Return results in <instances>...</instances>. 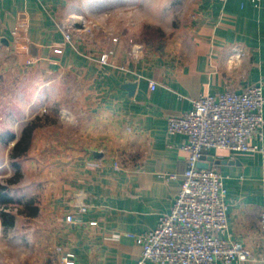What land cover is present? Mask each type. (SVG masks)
Returning <instances> with one entry per match:
<instances>
[{
  "label": "crops",
  "instance_id": "1",
  "mask_svg": "<svg viewBox=\"0 0 264 264\" xmlns=\"http://www.w3.org/2000/svg\"><path fill=\"white\" fill-rule=\"evenodd\" d=\"M76 3L84 0H0V56L9 55L0 70L35 75L34 104L41 92L50 100L51 91L76 104L56 112L63 124L76 122L71 129L45 126L46 148L57 152L40 200L50 239L44 264H65L67 255L74 264H136L143 249L136 236L172 210L188 166L187 139L168 134V117L190 112L202 95L264 83V0H174L181 15L169 40L137 53L101 34L88 37L89 30L67 43L62 25L77 20ZM109 50L108 64L101 63ZM41 132L34 134L40 145ZM249 144L256 150L213 149L207 158L224 178L228 236L255 253L246 264H264V139Z\"/></svg>",
  "mask_w": 264,
  "mask_h": 264
},
{
  "label": "built area",
  "instance_id": "2",
  "mask_svg": "<svg viewBox=\"0 0 264 264\" xmlns=\"http://www.w3.org/2000/svg\"><path fill=\"white\" fill-rule=\"evenodd\" d=\"M259 5L262 0H249ZM77 30L73 21L62 25L67 43L72 44ZM118 39H113L117 43ZM142 50L134 47L135 53ZM114 53L101 56L108 64ZM150 88L156 89L151 82ZM193 108L183 116L167 119L169 135L186 137L182 150L188 154L187 169L172 210L159 218L157 227L136 236L142 253L136 264H246L255 253L228 236V205L224 178L218 170L201 169L200 163L213 150L247 152L256 150L250 141L264 139V83L249 86L244 92L225 91L202 95L192 101ZM169 175L167 180L176 179ZM82 201V200H81ZM82 213L87 205H78ZM72 222V216L67 218ZM260 261L264 262V206L259 223ZM65 258V264H74Z\"/></svg>",
  "mask_w": 264,
  "mask_h": 264
},
{
  "label": "rangeland",
  "instance_id": "3",
  "mask_svg": "<svg viewBox=\"0 0 264 264\" xmlns=\"http://www.w3.org/2000/svg\"><path fill=\"white\" fill-rule=\"evenodd\" d=\"M180 9L174 6V0H84L82 5L77 6L76 3L71 8L73 16H77L76 21H71L83 25L74 34L89 30L88 37L94 33L101 34L107 42L113 43L116 38L117 43L125 42L132 48H148L161 46L169 40L172 28L179 23ZM8 57L0 56V60L7 62ZM22 74L0 70V185L6 187L3 193L13 200L7 206L0 203V264H44L49 256L50 239L45 217H30L20 213L22 206L19 201L35 199L40 208V200L47 187H51L47 171L55 168L52 161L57 150L46 148L45 132L48 128L45 126H55L61 131L76 125L75 121L71 120V125L67 119L63 124L57 118L56 112L68 103L66 98H61V91L58 93L59 99L51 91L48 101L41 92V101L34 104L39 88L36 84L38 78L29 75L28 71ZM79 89L75 84L74 93L80 92ZM73 104L68 103L65 111L74 110L76 104ZM43 115H47L41 122L43 132L36 134L42 137V144L41 141L35 142L34 135L27 154L16 161L12 160L10 151L20 137L22 127ZM11 135H15L14 141H9ZM15 164H18L22 175L15 184H10L8 180L14 179L17 172L13 166ZM3 212L14 218L13 227L5 225Z\"/></svg>",
  "mask_w": 264,
  "mask_h": 264
},
{
  "label": "trees",
  "instance_id": "4",
  "mask_svg": "<svg viewBox=\"0 0 264 264\" xmlns=\"http://www.w3.org/2000/svg\"><path fill=\"white\" fill-rule=\"evenodd\" d=\"M46 117V115H43L39 118H36L33 121H29L26 123L20 133V137L17 139L15 145L12 147L10 151V158L12 160H18L22 157H24L27 152L31 148V143L33 136L35 132L43 127L42 120ZM47 118V117H46ZM15 140V135H11L9 141H14ZM14 168L16 167L17 172L15 173L14 179L8 180V183L10 184H15L20 178H21V173H20V168H18V164L13 165ZM6 190V187H3L0 185V203L3 204L4 206H7L9 203L13 202V200L6 194L3 193ZM20 206H22V210L20 213L26 214L27 216L30 217H37L40 213V208L37 206L35 203V199H29L27 201H19ZM2 217L5 219V225L7 227H13L15 225V220L13 217H9V215L5 212L2 213Z\"/></svg>",
  "mask_w": 264,
  "mask_h": 264
},
{
  "label": "water",
  "instance_id": "5",
  "mask_svg": "<svg viewBox=\"0 0 264 264\" xmlns=\"http://www.w3.org/2000/svg\"><path fill=\"white\" fill-rule=\"evenodd\" d=\"M75 27L76 28H82L83 27V25L81 24V23H75ZM204 160H205V163H200L199 164V168H201V169H212L213 168V158L212 157H206V158H204Z\"/></svg>",
  "mask_w": 264,
  "mask_h": 264
}]
</instances>
